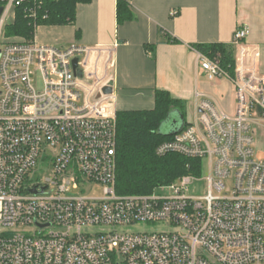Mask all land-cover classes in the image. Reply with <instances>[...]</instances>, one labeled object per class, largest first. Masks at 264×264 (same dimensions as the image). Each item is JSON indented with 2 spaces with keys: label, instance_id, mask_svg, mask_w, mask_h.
<instances>
[{
  "label": "built area",
  "instance_id": "2783aa9c",
  "mask_svg": "<svg viewBox=\"0 0 264 264\" xmlns=\"http://www.w3.org/2000/svg\"><path fill=\"white\" fill-rule=\"evenodd\" d=\"M23 1L0 5V264H264V157L255 146L264 73L247 27L234 29L229 63L195 49L209 80L232 82L233 112L195 92L194 119L154 150L201 159V174L122 195L117 109L96 70L110 50L41 44L35 32L5 40L6 18ZM34 1L26 12L36 20ZM93 185L101 196L80 189Z\"/></svg>",
  "mask_w": 264,
  "mask_h": 264
},
{
  "label": "crops",
  "instance_id": "0c3cea01",
  "mask_svg": "<svg viewBox=\"0 0 264 264\" xmlns=\"http://www.w3.org/2000/svg\"><path fill=\"white\" fill-rule=\"evenodd\" d=\"M117 1L78 4L73 23L39 25L34 34L41 44L78 43L109 49L108 65H103L107 58L103 52L96 70L100 76L105 72L117 110L150 109L159 89L183 101L188 112L191 108L194 113L195 92H199L231 114L232 82L209 80L196 62L195 49L224 45L233 54L232 35L239 25L247 27L246 41L257 51V70L264 73V0H128L132 17L120 24ZM202 52L221 56L211 49Z\"/></svg>",
  "mask_w": 264,
  "mask_h": 264
},
{
  "label": "trees",
  "instance_id": "16d2710c",
  "mask_svg": "<svg viewBox=\"0 0 264 264\" xmlns=\"http://www.w3.org/2000/svg\"><path fill=\"white\" fill-rule=\"evenodd\" d=\"M36 20L31 19L26 10L35 5L34 0H25L12 9L13 18L3 30L4 39L10 42L30 39L34 32V22L39 26L65 25L74 22L76 7L91 0H38ZM0 0V5H1ZM132 17L128 0H118L116 6L117 23ZM168 41L175 42L173 37ZM199 51H219L224 64L231 62L232 51L228 54L224 45L197 46ZM184 102L174 98L167 90H156L154 106L143 110H117L116 112V186L117 194H146L155 187L169 184L184 174L199 175L202 172L201 159H189L178 154L156 156L155 147L173 135L163 130L167 116L172 113L185 119Z\"/></svg>",
  "mask_w": 264,
  "mask_h": 264
},
{
  "label": "rangeland",
  "instance_id": "374dc122",
  "mask_svg": "<svg viewBox=\"0 0 264 264\" xmlns=\"http://www.w3.org/2000/svg\"><path fill=\"white\" fill-rule=\"evenodd\" d=\"M11 20V16H7L6 21L9 22ZM186 110V106H185ZM186 110L185 112V119L186 121L193 120L194 119V113H192L191 108ZM164 129H168V125L165 124ZM255 146H256V156L259 158L264 157V132L260 133L259 137H256L255 141ZM201 186L205 187L204 181H202ZM80 189L85 191V194L88 195L89 197H99L102 195V188L98 185H93V186H87V187H80ZM79 189L74 192L77 193Z\"/></svg>",
  "mask_w": 264,
  "mask_h": 264
},
{
  "label": "water",
  "instance_id": "95a60500",
  "mask_svg": "<svg viewBox=\"0 0 264 264\" xmlns=\"http://www.w3.org/2000/svg\"><path fill=\"white\" fill-rule=\"evenodd\" d=\"M1 11H2V7L0 6V14H1ZM76 63H77V59L75 58L72 61L74 68H76ZM112 91H113V89H112V86L110 85V83L107 85H104L102 87V93H104V94H112ZM165 124L168 125V129H164ZM182 124H183V117L179 114L172 113V114H169L167 116V119H166L165 123L162 125V128L168 134L174 135L175 133L180 131Z\"/></svg>",
  "mask_w": 264,
  "mask_h": 264
}]
</instances>
